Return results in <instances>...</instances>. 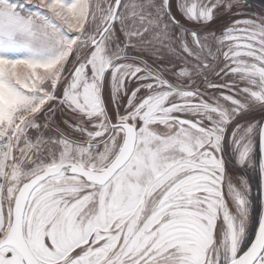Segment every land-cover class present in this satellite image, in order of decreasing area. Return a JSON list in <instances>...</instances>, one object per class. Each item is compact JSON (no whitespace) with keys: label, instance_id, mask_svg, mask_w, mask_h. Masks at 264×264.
Returning a JSON list of instances; mask_svg holds the SVG:
<instances>
[{"label":"snow or ice","instance_id":"obj_1","mask_svg":"<svg viewBox=\"0 0 264 264\" xmlns=\"http://www.w3.org/2000/svg\"><path fill=\"white\" fill-rule=\"evenodd\" d=\"M244 7L0 0V264H264V14Z\"/></svg>","mask_w":264,"mask_h":264},{"label":"rangeland","instance_id":"obj_2","mask_svg":"<svg viewBox=\"0 0 264 264\" xmlns=\"http://www.w3.org/2000/svg\"><path fill=\"white\" fill-rule=\"evenodd\" d=\"M245 7L242 9L244 12L248 13L249 15L252 13H255L257 15L264 14V0H244ZM242 17H231V19H238ZM228 23H230V20L227 16H222L219 17L216 24L214 25V28H222L223 26H226ZM143 57L149 64H153L155 66V63L159 62H154V59L147 53L143 54ZM171 79V77L169 76ZM256 118H259L257 116ZM55 122L60 124L61 128L64 129L65 132H69L70 130L67 129L62 123H61V116L58 113L57 116L55 117ZM259 154L258 150V143H257V156ZM227 173L230 177L233 178H239L242 175L250 176V184L252 187V197L254 200V208L259 211V201L261 199V188L259 184V177L256 174L251 173L250 171L246 174L244 172V169L239 168L238 166H234L233 164H229L227 166Z\"/></svg>","mask_w":264,"mask_h":264}]
</instances>
